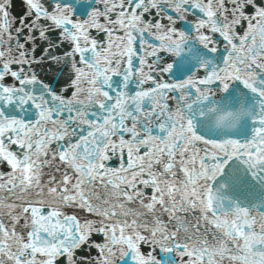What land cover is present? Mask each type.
Returning <instances> with one entry per match:
<instances>
[{"label":"snow or ice","instance_id":"6c2138e0","mask_svg":"<svg viewBox=\"0 0 264 264\" xmlns=\"http://www.w3.org/2000/svg\"><path fill=\"white\" fill-rule=\"evenodd\" d=\"M0 264H264V0H0Z\"/></svg>","mask_w":264,"mask_h":264}]
</instances>
